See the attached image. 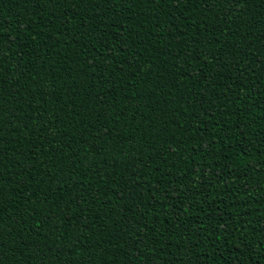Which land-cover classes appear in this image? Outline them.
<instances>
[{
  "label": "trees",
  "instance_id": "trees-1",
  "mask_svg": "<svg viewBox=\"0 0 264 264\" xmlns=\"http://www.w3.org/2000/svg\"><path fill=\"white\" fill-rule=\"evenodd\" d=\"M0 264H264V0H0Z\"/></svg>",
  "mask_w": 264,
  "mask_h": 264
}]
</instances>
